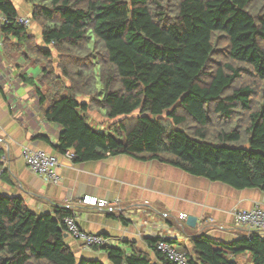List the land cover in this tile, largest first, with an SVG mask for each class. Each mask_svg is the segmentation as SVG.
Returning <instances> with one entry per match:
<instances>
[{"label": "trees", "instance_id": "16d2710c", "mask_svg": "<svg viewBox=\"0 0 264 264\" xmlns=\"http://www.w3.org/2000/svg\"><path fill=\"white\" fill-rule=\"evenodd\" d=\"M23 1L43 43L15 20V3L0 0L8 19L0 27L3 51L40 65L42 109L63 128L57 154L72 149L76 162L158 159L264 192V0ZM92 112L110 119L109 127H93ZM66 215L73 214L36 212L24 197L0 193V264H105L77 256L65 237ZM191 242V251L181 248L190 264H249L247 254L251 264H264L260 230ZM94 249L111 264H177L136 246Z\"/></svg>", "mask_w": 264, "mask_h": 264}, {"label": "crops", "instance_id": "0c3cea01", "mask_svg": "<svg viewBox=\"0 0 264 264\" xmlns=\"http://www.w3.org/2000/svg\"><path fill=\"white\" fill-rule=\"evenodd\" d=\"M19 11L21 15L31 16L30 6L20 7ZM5 23L0 20V27ZM34 27L32 33L42 44L41 29ZM25 61L18 52L7 55L0 49V165L6 167L0 193L22 196L40 213H55L59 207L69 210L83 230L103 234L109 240L108 245L128 252L136 246L150 253L155 261L156 255L149 245L153 237L174 240L179 250L186 247L191 251L192 238L201 234L221 240L251 234V230L236 222L233 213L235 209L264 206L262 190L237 189L158 159L118 154L76 162L62 157L59 183L46 181L33 173L21 156L23 146L56 153L50 141L41 136L58 140L63 128L50 122L42 109L36 90L37 86L46 90L37 81L40 65ZM23 73L30 80L23 77ZM50 104L47 100L44 108ZM95 119L111 123L99 112L91 113V123ZM4 155L7 156L5 161L2 160ZM84 194L105 198L109 205L104 210L88 207L80 202ZM182 212L196 216V225L186 227V221L179 218ZM67 240L79 258L100 259L111 264L106 252L84 249L72 236ZM249 257L247 254L243 259L251 264Z\"/></svg>", "mask_w": 264, "mask_h": 264}, {"label": "built area", "instance_id": "2783aa9c", "mask_svg": "<svg viewBox=\"0 0 264 264\" xmlns=\"http://www.w3.org/2000/svg\"><path fill=\"white\" fill-rule=\"evenodd\" d=\"M0 20L8 21L7 16L3 13H0ZM15 20L29 28L32 26V18L30 15H19L15 17ZM3 41L4 35L0 33L1 50L4 47ZM50 143L53 146L57 145L58 140L50 139ZM21 156L33 173L42 176L46 181L59 183L61 177L58 168L62 163V157L73 160L76 154L72 149H68L63 154H56L43 148L25 145L22 148ZM2 160H7V156L4 155ZM5 172L6 167L0 165V183ZM80 202L88 207H95L101 210H104L109 205V201L105 198H100L92 194H84ZM233 214L239 225L245 226L249 230H260L264 236V206L258 204L248 209H235ZM188 217L189 215L184 212L180 213L179 216L182 222L186 221ZM63 221L66 226V231L70 236L79 240L84 249H93L95 246L108 244L109 240L103 234H93L83 230L74 215H66ZM149 245L153 251H160L177 264H190L187 252L179 250L174 243L166 241L165 238L154 242L149 241Z\"/></svg>", "mask_w": 264, "mask_h": 264}, {"label": "rangeland", "instance_id": "374dc122", "mask_svg": "<svg viewBox=\"0 0 264 264\" xmlns=\"http://www.w3.org/2000/svg\"><path fill=\"white\" fill-rule=\"evenodd\" d=\"M12 1L15 3V5L17 6L18 9H20V7H21V8H22V7H25V8L29 7V5L27 6V5L24 3L23 0H12ZM30 30H31V31H35L34 24H32V26L30 27ZM33 67H34V66H33ZM98 87H99V89L102 91V85H101L100 81L98 82ZM82 98H83V101H86V100H87V98L84 97V96H83ZM138 113H139V110H137V111L135 112V114H138ZM105 119H106V118H105ZM109 124H110L109 121H106V122H104V123L98 122L96 119L92 121V126L95 127V128H97L98 130H103V129L108 128V127H109ZM184 224H185L186 227L188 226L186 222H185Z\"/></svg>", "mask_w": 264, "mask_h": 264}, {"label": "water", "instance_id": "95a60500", "mask_svg": "<svg viewBox=\"0 0 264 264\" xmlns=\"http://www.w3.org/2000/svg\"><path fill=\"white\" fill-rule=\"evenodd\" d=\"M186 223H187L189 226H195L196 223H197V217H196V216H193V215H190V216L188 217V219L186 220ZM69 236H70L69 233L66 232V233H65V237L68 238Z\"/></svg>", "mask_w": 264, "mask_h": 264}]
</instances>
